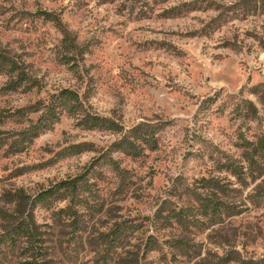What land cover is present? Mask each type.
Listing matches in <instances>:
<instances>
[{
	"label": "rangeland",
	"instance_id": "rangeland-1",
	"mask_svg": "<svg viewBox=\"0 0 264 264\" xmlns=\"http://www.w3.org/2000/svg\"><path fill=\"white\" fill-rule=\"evenodd\" d=\"M0 54L25 78L0 74V264H26L23 221L49 264H264V156L243 157L264 140V0H0ZM64 89L81 113L37 131ZM85 110L157 149L125 154Z\"/></svg>",
	"mask_w": 264,
	"mask_h": 264
},
{
	"label": "trees",
	"instance_id": "trees-1",
	"mask_svg": "<svg viewBox=\"0 0 264 264\" xmlns=\"http://www.w3.org/2000/svg\"><path fill=\"white\" fill-rule=\"evenodd\" d=\"M45 15L49 19L55 20L52 17L51 13L45 12ZM0 74H7L12 77H14L15 75L17 76L19 82L14 86L12 85L11 86L12 89H15L18 85H20V82L23 79H25L23 77V73L19 71V67L15 64V62L1 54H0ZM82 107H83V103L79 93L71 89H64L59 94L53 95L51 100L47 102H38L34 106L35 111L42 112V114L38 119V123H37L38 125H36L35 127L37 131H39L41 128L46 127L51 123L57 122L64 112L70 114L71 116H76L81 113ZM80 124H84L86 129L99 128V129L110 130L116 133H123L124 130L122 126L117 124L112 119L97 114H93L91 112H87L86 110L83 118L80 120ZM155 133H156L155 129L144 127L141 124L134 126L130 130H126V132L123 133L121 139L117 143L118 148L129 156L135 158L141 157L145 155L146 150L157 149L158 139ZM257 143L251 141L245 142V146L247 147L248 145V150L246 149V151H244L243 157L248 164V169L251 171L250 173H252L253 171H255V169H257V168H253L254 167L253 165L257 164V161H255V157L259 155L260 158H263L264 156L262 152L258 153L261 147L264 148V140L260 139ZM252 144H254L255 147L253 146L251 149L250 145ZM248 173L249 172L244 170V165H241L240 170L236 171L238 177L244 180H246V178L248 177ZM65 184H66L64 185L66 186L65 189L77 188V185L75 183L68 182ZM62 199H66V196H63ZM15 234H17L18 238L23 239L25 241V253L27 258L26 264H49L48 259L46 255L43 253L42 249L38 248L36 243V235L32 232V229H30V224H28V222L26 221L20 222L16 228ZM153 243L154 242H152L151 244L153 245ZM241 264H258V263L241 260Z\"/></svg>",
	"mask_w": 264,
	"mask_h": 264
}]
</instances>
